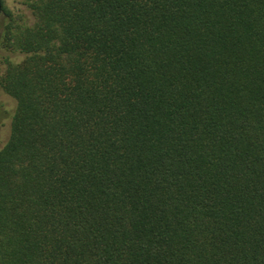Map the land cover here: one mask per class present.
Returning a JSON list of instances; mask_svg holds the SVG:
<instances>
[{
    "label": "trees",
    "instance_id": "1",
    "mask_svg": "<svg viewBox=\"0 0 264 264\" xmlns=\"http://www.w3.org/2000/svg\"><path fill=\"white\" fill-rule=\"evenodd\" d=\"M26 6L0 264H264V0Z\"/></svg>",
    "mask_w": 264,
    "mask_h": 264
},
{
    "label": "rangeland",
    "instance_id": "2",
    "mask_svg": "<svg viewBox=\"0 0 264 264\" xmlns=\"http://www.w3.org/2000/svg\"><path fill=\"white\" fill-rule=\"evenodd\" d=\"M27 0H2L3 12L0 17V39L5 23L8 21L5 9L12 11L16 16H21L22 22L28 24L34 23V17L31 11L26 6ZM3 53L0 51V60ZM22 56L13 55L15 61L19 62ZM4 70L3 64L0 61V73ZM16 105L15 102L5 95L0 88V148H3L10 137V125Z\"/></svg>",
    "mask_w": 264,
    "mask_h": 264
},
{
    "label": "water",
    "instance_id": "3",
    "mask_svg": "<svg viewBox=\"0 0 264 264\" xmlns=\"http://www.w3.org/2000/svg\"><path fill=\"white\" fill-rule=\"evenodd\" d=\"M3 12V5H2V0H0V17L2 15Z\"/></svg>",
    "mask_w": 264,
    "mask_h": 264
}]
</instances>
